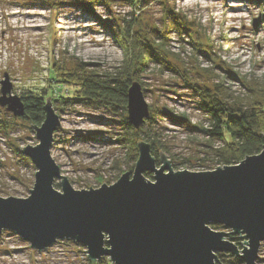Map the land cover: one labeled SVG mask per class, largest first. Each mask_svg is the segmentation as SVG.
Segmentation results:
<instances>
[{"label":"rangeland","instance_id":"374dc122","mask_svg":"<svg viewBox=\"0 0 264 264\" xmlns=\"http://www.w3.org/2000/svg\"><path fill=\"white\" fill-rule=\"evenodd\" d=\"M166 8L183 18L191 36L179 33L166 17ZM134 13L140 17L137 27L151 35H156L151 32L156 27L164 32L159 56L167 62H150L141 74L152 115L139 128L143 133L135 137L137 148L142 140L152 144L146 134H154L159 166L162 153L175 170L223 166L211 149L222 143L203 133L209 117L196 86L214 89L220 83L229 94L242 97L246 80L264 79V0H155L143 9L124 3L83 8L72 3L55 7L42 0H0V81L8 73L15 95L47 89L57 98L71 96L72 86L49 80L55 66L76 73L83 65L87 73L113 77L126 57L118 32ZM198 48L208 53L200 54ZM1 87L0 82V96ZM54 108L62 124L54 133L52 156L73 188L112 184L134 171L140 153L136 144L126 141L125 112L118 100L109 106L61 101L54 102ZM38 143L35 127L0 104V196L30 195L37 168L22 148ZM55 187L61 190V180ZM85 251L83 244L71 239L39 251L14 231L3 230L0 236V264H92ZM227 255L231 254L218 253V261L236 264ZM103 259L111 263L103 257L97 264ZM260 259L264 260V242L258 260L264 264Z\"/></svg>","mask_w":264,"mask_h":264},{"label":"water","instance_id":"95a60500","mask_svg":"<svg viewBox=\"0 0 264 264\" xmlns=\"http://www.w3.org/2000/svg\"><path fill=\"white\" fill-rule=\"evenodd\" d=\"M0 82V104L24 116L25 104L12 92L9 74ZM127 99L128 120L139 130L151 113L139 81L129 86ZM44 112L45 120L35 127L39 143L22 148L37 168L34 187L25 198L0 196V236L3 230L14 231L39 251L71 239L87 248L92 264L103 257L112 264H217L220 252L259 264L264 146L238 164L193 172L175 170L164 153L159 166L152 144L142 140L133 172L112 184L77 189L52 156L54 133L62 123L51 97ZM212 223L230 231L215 230ZM229 233L245 237L242 248L228 239Z\"/></svg>","mask_w":264,"mask_h":264},{"label":"trees","instance_id":"16d2710c","mask_svg":"<svg viewBox=\"0 0 264 264\" xmlns=\"http://www.w3.org/2000/svg\"><path fill=\"white\" fill-rule=\"evenodd\" d=\"M43 2H50L51 6H62L68 3L74 5H80L83 8L90 7V5H104L109 7L112 3L127 4L135 9H143L149 2L155 0H42ZM259 2L261 0H258ZM166 17L172 21L179 33H187L190 35V31L186 28V23L183 18L176 15L174 11L166 8ZM138 12V11H136ZM134 18L126 20L124 24L120 26L119 37L120 42L125 46V60L122 63V67L115 72L113 77H110L106 73L104 75L93 73H87L83 65H79V71L68 72L60 67H53V74L51 79L57 83H63L66 86H72V95L69 97L51 95L54 102L65 101L72 103L74 100L88 102H96L102 105H113L116 100L122 105L124 110V121L127 125L128 139L126 141L136 144L135 140L139 138L142 130H137L130 120H128L127 114V94L129 86L133 82L139 81L140 84L142 73H145L146 68L150 62H159L161 64L167 63L166 59L160 58V48L164 45L163 41L166 40L164 32L161 29L153 28L151 32L156 35H151L142 29L137 27L141 25L140 17L134 13ZM191 36V35H190ZM195 48L197 46L195 45ZM198 52L206 55L203 49H197ZM218 66V65H217ZM226 73L233 76L224 66H221ZM65 70V71H64ZM197 85V84H196ZM246 93L241 96H233L229 94L223 84L217 83L214 89L208 87L196 86L198 96H201L204 106V111L208 115V125L204 127L203 133L208 139L212 141L219 140L222 145L220 147L211 146L215 157L218 158L219 164L226 166L238 164L244 158L249 155L259 154L263 150L264 146V79L251 78L246 80ZM42 94L28 93L27 95H21L23 103L25 104V115L19 116L22 119L28 121L34 127L42 125L45 120L46 113L44 107L46 105L47 98H50V93L47 89L42 90ZM53 93V91H51ZM70 92V93H71ZM74 96V97H73ZM59 97V98H58ZM152 111V109H151ZM152 115V114H150ZM149 115V116H150ZM151 119V116L148 120ZM147 122V121H146ZM144 125V124H143ZM149 141H152V152L155 155L156 162L160 164V153L156 150V141L154 134H146ZM135 151H138L137 144ZM138 155V154H137ZM158 164V165H159ZM149 179H153V174L145 173ZM59 186V185H57ZM211 226L215 230H225L229 232L222 224H214ZM228 239L233 241L236 245L242 248L245 237L237 236L232 233L228 234ZM225 256L224 254H222ZM234 257L236 264L244 263L243 260L237 258L234 255H227ZM261 260V259H260ZM264 261V260H261ZM100 264H112L108 263L106 259L100 262ZM217 264H225L223 259L217 261Z\"/></svg>","mask_w":264,"mask_h":264}]
</instances>
